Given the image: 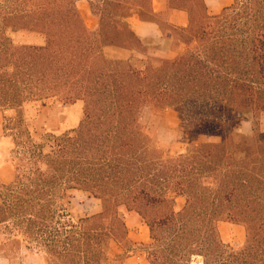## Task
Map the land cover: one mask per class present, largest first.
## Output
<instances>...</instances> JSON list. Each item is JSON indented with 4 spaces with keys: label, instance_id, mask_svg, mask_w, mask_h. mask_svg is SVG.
<instances>
[{
    "label": "trees",
    "instance_id": "trees-1",
    "mask_svg": "<svg viewBox=\"0 0 264 264\" xmlns=\"http://www.w3.org/2000/svg\"><path fill=\"white\" fill-rule=\"evenodd\" d=\"M78 1L0 0V117L15 168L0 181V227L47 264H109L112 243L147 264H264V0L216 15L206 0H163L162 13L154 0H86L93 30ZM174 12L187 27L171 24ZM133 19L157 25L175 57L153 55ZM21 32L44 44L16 43ZM50 100L82 105L79 126L35 135L29 123ZM166 110L181 122L182 154H165L144 126ZM74 192L102 212L75 220ZM134 219L149 232L139 248ZM224 225L244 229L240 248L224 242Z\"/></svg>",
    "mask_w": 264,
    "mask_h": 264
},
{
    "label": "rangeland",
    "instance_id": "rangeland-1",
    "mask_svg": "<svg viewBox=\"0 0 264 264\" xmlns=\"http://www.w3.org/2000/svg\"><path fill=\"white\" fill-rule=\"evenodd\" d=\"M209 13L211 15L219 14L225 7L231 5L232 0H206ZM83 5L80 4L82 13L85 14ZM86 15V22L93 27V19L90 14ZM14 40L19 44L26 45H43L44 39L33 33L21 32L14 35ZM152 45V53L158 55L162 52L171 49L170 46H161L162 52H158V38H154ZM108 57L114 58H128L129 55L125 53H118L112 49L107 50ZM164 55V54H163ZM41 109V116L35 122H30L29 127L31 131L37 135H43L49 132L62 133L71 129H76L82 118V105L77 104L73 106H65L55 100L46 101L38 104ZM36 114L35 108H31L25 112V118L31 119ZM7 117H15V112H7ZM3 123L0 117V181L9 184L14 180L15 168L12 163V157L9 151V144L4 137L1 124ZM143 123L149 133H158L161 138V148L165 154L178 155L185 152V145L180 141V120L178 115L173 110H166L162 114L147 113L143 117ZM261 127L264 132V116L261 119ZM251 126L249 123H244L243 132L250 133ZM202 141H206L202 139ZM72 215L75 220L94 216L101 213L103 205L100 201L91 198L88 194L74 192L71 200ZM179 207L184 206V200H178ZM130 237L134 243H137L138 248L140 244L150 243L148 229L137 226V221L134 219L130 224ZM221 235L224 242L233 249L241 247L245 240V231L240 227H233L224 225L221 227ZM16 233L6 229L0 228V257L6 258L0 261V264H47L45 260L44 251L34 246L26 244H15L13 241ZM202 260L194 259L192 264H202ZM109 264H147L146 256L141 253V250L136 249L134 253L129 255L117 244L112 243L110 251Z\"/></svg>",
    "mask_w": 264,
    "mask_h": 264
},
{
    "label": "crops",
    "instance_id": "crops-1",
    "mask_svg": "<svg viewBox=\"0 0 264 264\" xmlns=\"http://www.w3.org/2000/svg\"><path fill=\"white\" fill-rule=\"evenodd\" d=\"M80 4H85V5H83L85 14L89 13L90 16L92 17V19H93V27H91V26H89L87 24L86 15L84 13H82V11L80 9ZM77 5H78V8H79V10H80V12H81V14H82L87 26L90 29H92V30L96 29L98 23H97V20L91 14L89 3L86 0H80V1H78ZM153 7H154L155 13H162L163 10H164L163 0H154ZM170 22H171V24L176 25L178 27H187V25H188L187 15L185 13H183V12H174L171 15ZM132 26H133V29L136 32V34L143 40L151 39L153 41L154 38H158L159 41H160V43H158V45H159L158 52H160V53L162 52V49H160L161 46H164V47L166 45L170 46V43L168 41L164 40L163 34H162L160 28L157 25L150 24V23H143V22L139 21L138 19H133ZM162 53L164 55L163 54L159 55V53H158V55L153 53V55L159 56V57H163V58H167V59H172L176 55L175 53H173L171 51V49H169L168 51L162 52ZM140 227L147 229L144 226H140ZM4 259H6V258H4ZM4 259L0 257V261H3ZM4 261H7V260H4Z\"/></svg>",
    "mask_w": 264,
    "mask_h": 264
}]
</instances>
